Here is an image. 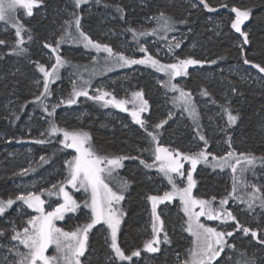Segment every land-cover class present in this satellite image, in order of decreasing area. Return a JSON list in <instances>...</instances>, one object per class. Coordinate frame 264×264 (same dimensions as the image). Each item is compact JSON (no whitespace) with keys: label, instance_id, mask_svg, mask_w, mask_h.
Listing matches in <instances>:
<instances>
[{"label":"trees","instance_id":"16d2710c","mask_svg":"<svg viewBox=\"0 0 264 264\" xmlns=\"http://www.w3.org/2000/svg\"><path fill=\"white\" fill-rule=\"evenodd\" d=\"M205 1L211 6V10L202 5L194 7L187 0H88L79 8L75 7L73 0H42L38 7L33 8L31 16L21 18L22 24L29 30L23 32V47L27 52L22 55L13 52L17 39L15 30L0 29V40L5 41V44L0 45V200L6 201L9 198L15 200L21 193V180H27L25 184L27 191L36 193L45 184H54L63 178V173H66L65 161L71 150L64 148L60 143L62 138L59 133L48 134L51 124L68 131H87L99 154L129 157L121 171V174L128 178L130 186L126 191L123 205L125 216L120 229L119 245L128 255L138 249L141 254L132 260H115L111 264H185L176 258V255L181 256L189 250L191 239L184 230V219L177 202L165 203L163 206L166 210L162 214L164 233H167L169 242L162 240L161 249L155 253L144 251L148 235V197L161 194L166 190V185L162 175L148 171L140 161L146 163L153 161L158 144L189 153L193 147L191 145L195 142L193 139L195 134L199 142L201 135L207 141L208 135L205 131L207 113H204L203 107L200 106L202 99H207L217 108H227L232 115L238 117L235 124H230L226 116L228 125L224 126L222 134L224 136L226 133V143L228 144V140L236 142L239 151L252 153L258 158L260 164L258 168L264 166V79L251 83L231 71L226 72L227 68L244 66L245 58L252 61V64L264 67V0ZM214 7L251 10L244 28L248 33V44H244V40L231 28L232 18L222 19L221 14L214 12ZM160 13H164L168 18L170 30L163 27V20L156 19ZM75 15L81 17V27L88 31L93 40L112 48H117L119 39L115 33L123 34L132 43L141 45L144 36L161 40L166 35L164 40L170 41V35L183 29L188 37L177 43L179 47H176V42L173 41L175 50L172 48V51L173 57L177 60L192 58L201 61L200 64L190 67L187 73L181 76L183 81L180 80L182 88L191 94L190 100L195 107L197 118L193 119L188 114L185 122L166 120L170 108L175 110L173 117L174 115L178 117L183 108L177 109L170 100L168 101L165 94L172 92L157 82L153 69L145 66L140 67L141 71H135L133 75L122 80L127 90H141L148 101L144 127L134 122L128 112L119 109H115L120 113L118 116L103 114L105 108L96 101L101 106L100 110L91 106L85 114L68 116L62 111V106L54 112L47 107L48 112H52V115H48V112L44 111V106H47L46 97L42 98L43 105L35 102V97L39 94L36 80L40 74L36 62L47 65V55L50 52L45 45L52 41H62L61 43L59 41L60 55L74 71V76L80 74L83 78L90 71L86 63L92 60L93 56L89 58L85 54L82 55L78 43L73 44L76 33L74 24L71 27L66 26V22L72 21ZM151 16L155 19L157 27L149 31L144 30L142 27ZM130 29H135L136 33L146 34L134 35ZM70 34H73L72 42L68 39ZM152 50L151 47L148 48V53L145 51L143 55L149 54ZM88 52L93 54L91 50ZM195 67L199 71L195 70ZM119 69L123 68L119 67L117 70ZM117 70L95 79L89 77L88 81L105 79L109 73ZM61 81L63 82L61 89L67 90L64 75ZM56 88V84L52 86V95ZM224 92L232 96L227 107L221 105V94ZM32 112L43 115V121L35 123L34 129H30L32 125L28 122ZM157 124L162 126L155 129L157 139L152 141L147 133L153 132ZM18 145L30 147L29 151L24 149L27 152H17ZM29 153L35 155L37 159L35 166H27ZM41 157L44 159L41 160ZM25 169L28 171L22 173ZM53 170L58 172L54 173ZM212 175L210 169L202 167L197 170L198 193L208 197L215 195L218 183ZM33 177L37 179L31 181ZM243 192L245 194L242 200L246 201L248 194L245 188ZM232 199L239 205L247 206L241 202L242 200H236L235 197ZM19 203L23 204L22 201H16L5 213L0 214V232L3 233L0 235V243L11 240L14 235L13 228L21 232L24 227H29L27 221L34 212L23 204L22 207L29 210V214L25 216L19 214L17 212ZM236 208L230 207L237 221L242 225L239 220L242 219L243 226L253 228L252 224L247 222L246 215L241 218L239 212L238 216L235 214ZM260 221L264 226V219ZM235 223L232 221L226 227L220 226L224 227V230L234 228L233 236L229 237V244L235 245V248L227 247L229 258L226 259L223 254L222 260H216L212 264H217V261L219 264H243L245 261L249 264L253 261L255 264H264V245L260 247L261 244L250 234L245 236L242 231H237ZM106 236L107 230L99 225L89 231L87 253L82 258L83 264H110L111 250ZM258 237L261 239L259 233ZM165 247L168 249L164 250ZM0 263L6 264L2 260Z\"/></svg>","mask_w":264,"mask_h":264},{"label":"snow or ice","instance_id":"6c2138e0","mask_svg":"<svg viewBox=\"0 0 264 264\" xmlns=\"http://www.w3.org/2000/svg\"><path fill=\"white\" fill-rule=\"evenodd\" d=\"M42 0H0V21L5 23L11 22V27L15 30L16 44L13 48V52L16 54H24L27 49L23 47L24 39L23 32L29 31L26 29L25 25L19 23L16 20L15 12L17 9L25 10V15L31 16L33 14V8L38 7ZM76 8H79L82 4L88 2V0H73ZM203 2V0H202ZM205 7L207 4L205 3ZM120 9H118L119 11ZM232 12L235 13V19L231 22V28L235 29L237 33H241V25L244 24L250 17L251 10H240L238 8H232ZM158 21L163 20L166 30H170L168 26V18L165 17L164 13H160L159 17L156 18ZM72 24L75 26V31L78 34L77 39L82 38L85 42L84 46L93 47L97 51H103L108 53L109 56H114L118 64H146L151 63L153 67H159L161 71H167L169 75V80L167 82L161 81L160 83L164 87H170L173 90H179L178 85L172 83L175 77L186 74V70L189 65L200 64L201 61L192 58H187L179 60L177 63L170 65H161L160 61L148 56L147 59H129L122 52H114L113 49L107 44H100L93 41L89 36L80 30L81 28V17L78 15L74 16V19L70 22H66L67 27H71ZM134 35H145L146 33L140 32L136 33L135 29H130ZM155 32V29H153ZM244 37V44H248V33H241ZM29 40L31 36L28 37ZM5 44L4 40H0V45ZM59 41H57V46ZM47 48H51L53 52H56V48L52 45H45ZM179 47V44H176ZM66 63L59 56L56 57V63L51 66V70H47L43 64L36 62V67L40 73H43V91L35 97V102L43 105V97L50 95L49 92V81L50 79H55L58 66ZM214 63V61H213ZM245 64H252V61L247 58L244 59ZM255 68L259 69L261 73H264V67L260 64H254ZM39 83V82H38ZM100 92L99 95L92 96L90 99H94L97 102H104L105 105L113 104L115 107L124 108V101H118L114 96L111 99H106L110 96V93ZM235 91V90H233ZM181 99L184 101L185 110L189 111V114L193 119L197 118L194 105L191 104L190 93H185L180 90ZM207 95V93H204ZM133 97L140 101L138 110L132 111L131 115L133 119L141 127H144V121L140 119V113L147 111L148 101L143 99L142 92H135L132 94ZM85 96L88 97V92L85 91H73V97ZM73 104L75 99H68L67 101H61V103ZM59 105H54L52 111ZM127 111V108H124ZM44 111L48 112L47 106H44ZM224 111L227 113V119L230 124H235L238 117L232 115L231 112L225 108ZM48 115H52V112H48ZM162 125L157 124L153 132L147 133L152 141H156L157 135L155 129L160 128ZM61 133L63 139L60 143L64 148L74 149L76 155L72 157L71 160L65 161L68 166V177L65 181L66 184L71 185L77 190L83 189L85 192L91 190V200L83 202L85 208L91 209L90 223H88L82 229H77L72 232H65L61 228H57L53 223L54 220H63L65 213L75 212L81 207V205L65 190L63 184L58 187V193L63 196V202L57 203L56 207L50 211L45 212L44 201L39 195L35 193H27L26 195L21 193L15 200L9 198L8 200H0V214L5 213L6 209L10 208L16 201H22L23 204L27 205L28 208L35 209L39 215L32 216L27 221V225L30 227H24L23 231H16L13 228L14 235L11 239L13 241H19L28 251L27 253L15 251V255L20 259L17 264H81L80 257L84 256L85 249L87 245V233L95 225L103 223L107 225V229L110 230V243L109 247L114 253V256L110 257V264L115 260L127 261L132 260L133 257L139 256L141 254L140 250L133 251L130 255L126 254L117 243V233L120 230L121 216L122 212L116 207L124 199L122 194L128 187V182L126 180L119 181V188L117 191H113L107 183H105V177L112 178L113 173L116 169L122 167V161L124 159H129V157H115L108 158L104 156H98L93 149L90 141L91 136L86 131H67L58 128L57 125L51 124L49 135ZM201 141H207L205 137L201 135L199 137ZM38 143H43V141H37ZM210 153L206 151H200L193 153L191 155L181 153L176 151L175 153L169 151L167 148L157 145L155 148V160L152 163H146L141 160L140 163L144 165L145 168L152 169L157 168L160 173L168 180V183L172 185V192H164L162 196L150 195L148 200L152 202V215L154 217V222L152 226L153 240L148 241L144 245V249L147 252L155 253L159 251L158 247L153 245L160 244V233L163 231V221L157 215L156 209L157 205L163 203L164 201H170L173 199L174 195H179L181 202L183 203V211L188 216V227L187 231L190 232L195 239V247L189 251L190 259L185 261V264H212L213 260L221 256V252L225 248V236H233V232H222L217 231L216 228L207 227L205 224L199 222L201 216H207L208 219L216 220L223 218L225 220H232L235 223V228L237 231H242L245 236L251 235L252 238L257 239L258 243L264 245V239H259L258 231L253 230L249 227H245L237 221L235 215L231 211L226 213L214 212L212 201L196 199L192 195V189L195 186V181L193 179L192 171L189 170L185 173L183 160L190 161L192 169H195L197 164L203 161L204 163H209L208 157ZM233 156L232 152L227 153L226 157H212L214 163L213 168L224 167L228 163V159ZM243 158L244 163L241 165V159L237 158L235 165H231L233 173L236 172V165H241V172L247 170L248 166H252L255 163V157L247 156L243 153L240 154ZM44 157H41L43 160ZM135 159V158H132ZM158 162V164H157ZM101 165H104L103 167ZM28 170H22V173H26ZM103 174V175H102ZM172 174H177L179 177H184L186 174L187 185L183 188H178L176 184V178ZM238 181L233 177L232 191L228 195L219 201L220 205H225L228 203V198L233 197L237 191ZM252 191L248 193V200L241 201L246 203L249 210L254 208L255 202L259 200V206L264 208V195H257L260 193V188L256 185H252ZM53 189H57V185L52 186ZM51 195V191L49 192ZM215 200V198H213ZM199 206L200 211H194L195 207ZM155 221L160 222V227L157 228ZM193 221H195V228H193ZM3 233L0 232V235ZM163 242H169L167 233H164ZM107 243V240H106ZM50 245H54L56 249V256L49 257L45 254L46 250ZM219 246V250L217 249ZM230 248H235V245H228ZM219 264V261H217ZM243 264H249L245 261ZM255 264V262H251Z\"/></svg>","mask_w":264,"mask_h":264},{"label":"rangeland","instance_id":"374dc122","mask_svg":"<svg viewBox=\"0 0 264 264\" xmlns=\"http://www.w3.org/2000/svg\"><path fill=\"white\" fill-rule=\"evenodd\" d=\"M187 1L192 3V5H194V7H197L199 5L205 6V3H206L205 0H203V2H202V0H187ZM207 8L211 10V6L207 5ZM232 8H234V7H225V9H224V7H214V12H218L219 14H221V16L223 17L222 19L229 20L230 18H232V20H234L235 19V13L232 12ZM240 10H242V9H240ZM23 16L27 17V15H25V10L17 9V11L15 12V17L19 23H22L21 18ZM108 17H111V16L108 15ZM246 23H247V21H245L244 24L241 25V33L245 32L244 28H245ZM153 27H157V26H156L155 19L151 16L150 19H147V21H145V25L142 28H144V30L149 31ZM10 28H12L11 22L5 23L4 21H0V29H2L1 31L9 30ZM80 30L91 38V36L88 34V31L85 30L83 26L80 28ZM234 32H235V34L239 35L244 40V37L241 33H237L235 31V29H234ZM185 33L186 32L183 29H179L177 31V33L170 35V37H169L170 41L164 40V38L167 37L166 35L161 40H157L155 38H149L148 36H144L141 39V42H142L141 45H136V44L132 43L123 34L119 35L118 33H115V35H117L119 37V39L117 40L118 41L117 42V48H112L111 46L110 47L113 49L114 52H122L129 59L140 60L139 59L140 57H142L141 59H147L148 56H151L152 58L160 61L161 65H170V64L177 63L179 61L173 57L172 48L174 50H175V48H174V44H172V42L174 41L177 44L179 41L180 42L184 41L188 37L186 35L187 33L186 34ZM22 35H23V33H22ZM71 35H73V34H70L68 39L72 42ZM77 35L78 34L75 33V37L73 39V42H74L73 44H75V43L79 44V45L77 44V46H79L81 48L82 55L85 54L89 58L93 56L92 60H89L86 63L88 65V69L90 71L88 72L87 75H85L82 78V76L80 74H79V76H77V75L74 76V71H72L69 68V66H67V65H69L67 62L61 66H58L55 79H50V81H49L50 95L46 96V101H45V104L47 105V107L52 111L54 105H59L55 109L62 106L63 107L62 111L65 113V115L72 116V115H77V114L78 115L85 114L86 112H88V109L91 106H95L99 110L101 109V106H102L105 108L102 111L103 114H106L108 116H118L120 113L116 112L115 109H119L121 111L128 112L129 115L131 116V119L134 122H136L133 119L131 113H132V111L138 110L139 105H140V101L137 98L133 97L132 94L135 92H142V91L138 90V89H134L131 91L127 90V88L125 87V83L122 80L125 79L126 77H128L129 75H133V73L135 71H141L140 67L145 66L146 68H151L156 72L155 76H156L157 82H159V83L161 81L167 82L170 78L167 71L166 70L161 71V70H159L158 66L153 67L151 65V63L123 64L121 66V64H118L116 62V58L114 56H109L108 53H105L102 50L97 51L93 47H87L86 48L84 46L85 42H83L82 38L77 39L76 38ZM93 41H95V40H93ZM61 42L62 41H60V43ZM49 45H52L53 48H56V52H53L52 49L49 48L50 52L47 55V63H46L47 65H44L47 70H51V66L56 63V57L57 56H59L63 61H65L63 59V56L60 55V47H59V45L57 46V42L52 41L49 43ZM150 47L153 49L152 52H150L147 55H143L144 54L143 52L147 51L148 48H150ZM89 50H91L93 52V54L89 53L88 52ZM71 51H72V49H71ZM141 52H142V54H141ZM147 53H148V51H147ZM253 65L254 64H245L242 67L234 66V67H231L229 69L227 68L226 72L231 71L232 73L238 75V77H240L241 79H245L246 81H249L251 83H253L256 80L257 81L263 80L264 79V73H261L259 71V69L255 68ZM192 66H195V65H189L187 70ZM119 67L123 68V69L117 70ZM194 69L199 71L198 69H196V67ZM112 70H117V71L112 73V74L109 73L105 79L96 80L94 82L88 81L89 77H91L92 79L93 78L95 79L99 76L105 75L106 73H108ZM187 70H186V73H187ZM63 75L65 77L67 90H66V88L63 90L61 89L63 86V82L62 81L60 82V80H61ZM182 75H184V74H182ZM181 76L175 77L172 80V83H175L177 85L179 83V85H178L179 90H173L170 87H167V89L172 93H169V94L166 93L165 95L168 97L167 98L168 101L170 100L171 103L177 107V109H179V108H183V109L179 112L178 117L175 115L173 117V112L175 110H174V108H170V110L168 111V116L166 118V120H168V121L172 120V119H174L176 122H180L181 120L184 122L187 121V116L189 114V111L185 110L184 101L181 99L180 90H182L185 93H187V92L182 88L181 81H183V78H181ZM36 83H37V88L39 89V94H40L43 91V73H40L38 75ZM55 84L57 85L56 92H54L52 95L51 88ZM97 89H99L102 92L110 93V96L106 97V99H111V97L114 96L118 101H124L125 102L124 108H127L128 110L125 111L124 108L115 107L113 104L105 105L104 102H99L101 104V106H99L96 103L97 102L96 100L90 99V97L100 94V92H98ZM165 89H166V87H165ZM74 90L75 91H85L86 90L88 92V97H85V96L73 97V91ZM39 94H37V96ZM72 98H74L76 101L73 104H67L66 102L61 103V101H67L68 99H72ZM143 99H145L144 94H143ZM231 100H232V96L228 95L227 92H224L223 94H221V101H222L221 105H223V107L229 106ZM173 101H174V103H173ZM209 102L210 101H208L207 99L206 100L202 99V101L200 102V106L203 107L204 113H207L206 114L207 119L205 118L207 120V123H206L207 125H205V131H206L207 135L209 136V137L206 136L208 138L207 145H205V143H202L201 140L199 142L197 139V135L195 134L193 137L195 142L191 145L193 147L190 149V152L186 153V152L179 151L181 153H185V154H189V155H191L193 153L200 152L202 150L206 151L208 153H210V151H211V153H212V154L210 153V155L208 157L209 163L206 164L203 161H201L200 163L197 164L195 169H192L190 161H187V160L182 161V163L184 165L183 170L185 171V173L187 171L191 170L192 174H193V179L196 182L195 186L192 189V195L196 199H203V200L212 201V206H213L214 212L226 213L227 211H231V209H230L231 206L237 207L235 210V214L237 215V212H239L240 213L239 216H241V218H243L244 215H246L248 217L247 222L251 223L253 226V228H251V229L259 230L258 231L259 236L261 237V239H264V226L262 225V222L260 221L261 219H264V208H261L259 206V200H257L255 202V205H254L255 210L254 209L248 210L247 206L239 205L238 202H234V199H232V197L228 198V203L225 205H220V203H219V201L221 199H224L228 195V193L232 191L233 177H235V179L238 181L237 191H236L235 195L233 196L236 198V200L241 201L244 198L243 197L245 194L243 192L244 188H245V191L247 194L249 192H251L252 191V187H251L252 185H256L257 187L260 188V193H257V195H264V166H261L260 168H258V166L260 165L258 158L252 153H246V152H243L241 150L239 151L236 147L238 145L236 142H234V141L232 142V141L228 140V144L226 143V141H227L226 140L227 138L225 135L226 133L224 134V136H222V134H223L224 126L228 125V124H226L227 113H225L224 109L217 108L215 105H213L212 103H209ZM210 109H211V111H210ZM145 112L146 111L140 113V119L143 121L146 117ZM42 116L43 115H37L34 112H32L30 114V118L28 119L29 124L32 125V127L30 129L35 128L34 127L35 123H37V122L39 123V122L43 121ZM219 118H220V120H218ZM33 120H36V121H33ZM218 125L221 127H218ZM36 128L38 130V126ZM41 131H43V130H41ZM71 131H83V130H71ZM59 134L61 135V138L63 139L62 134L61 133H59ZM90 143H91L93 149L95 150V152L98 156H104V157H108V158L120 157V156H112V155L106 156L103 154H99L97 152L95 146L92 143V139H91ZM159 146L167 148L169 151H171L173 153L176 152V150H174L173 148H170L166 145L160 144ZM211 147H212V149H211ZM28 148H30V147L18 145V146H16V151L17 152L21 151L20 153L27 152V151H29ZM24 149H27V151H25ZM70 150H71V153H70L68 159H66V161L71 160L72 157L74 155H76V152L74 149H70ZM208 150H210V151H208ZM31 151H33V150L31 149ZM229 152H232L233 156L228 159V163L225 164L224 167H222V168H220V167L213 168L212 167V164L214 163V161L212 160L213 156L217 157V158L226 157L227 153H229ZM241 153H243L247 156L256 158L254 165L248 166L247 170L244 172H241V170H240L241 165L244 163L243 158L240 157ZM29 155H30V159L27 163V166L28 167L35 166V162L37 160V159H35V155H33L32 153H29ZM237 158L241 159V165H236V172L233 173L231 165H235ZM127 160L128 159H124L122 161V167L115 170L112 178L105 177V183H107L109 185V187H111L113 189V191L118 190L120 180H126L128 182L127 189L122 192V194L124 195V199L119 203V205L116 206L119 209V211L123 213V215L121 216V225H122V222H123V219L125 216L123 205H124V200L126 198V191L128 190V188L130 186L128 178L121 174V171H122L124 164ZM153 161H150L148 163H152ZM157 164H158V162H157ZM101 166L103 167L104 165H101ZM202 167L210 169L211 173L213 174L212 178L216 181V183H218L217 187L215 188L216 189L215 195L212 197H208V196L202 195V194L197 192L198 182H197L196 172L198 169H200ZM146 169L148 171L157 172L163 176V174L158 171V167L152 168V169H148V168H146ZM65 170H66V173H63V176H62L63 178L59 177L61 179L56 181L54 184H47V185L45 184L44 187H42L41 190L36 192L35 194L39 195L40 198L44 201L45 212H50L56 207L57 203L63 202V196L61 193H58V187L61 184L64 185L65 190L68 191L71 196H73V198L81 205V207L79 209H77V211H75V212L65 213L63 220H54L53 223L55 224V226L57 228H61L65 232H72V231H76L77 229H82L88 223H90L91 209L85 208L83 206V202L85 200H88L90 203L91 190L89 189L88 192H85L83 189L77 190L76 188H73L71 185L66 184L65 181L68 177V166H67V164H66ZM53 171L55 173L56 170H53ZM57 172L58 171H56V173ZM172 175L176 178V184H177L178 188H183L187 185L186 174L182 178L177 176V174H172ZM43 176H44V174H43ZM36 179H37L36 177H33L30 180L34 181ZM164 179H165L164 184L166 185V190H164L161 194H158L157 196H162L164 192H172L173 191L172 185L168 183V180L165 177H164ZM20 182L22 184L20 186L21 193H23L25 195L29 192L33 193V191H27L25 188V184H26L27 180H24V181L21 180ZM53 185H57V189H53L52 188ZM39 188L40 187H38V189ZM50 191L52 193L51 195L49 194ZM213 198H215V200H213ZM246 200H248V199H246ZM171 202L172 203L177 202L179 204V206H180L179 209H180V211L183 215V219H184V230L189 235V237L191 239V245L189 247V250L181 256L176 255V258H179L180 261L185 262V261L190 259L189 251L191 249H194L196 238L190 232H188L186 230L188 227V216L183 211V203L181 202L179 195H174L172 200L164 201L163 203L158 204L156 212H157V215L160 217V220L163 221L162 214L164 211H166L165 208L163 209V206H165V203H171ZM22 206H24V205L21 203H19L17 205V212L21 215H24V216L29 214V212H28L29 210L24 209ZM147 207H148V227H147L148 235H147L145 243L153 240V235H154L153 231H152L154 217L152 215V202L150 200H148V202H147ZM31 210L34 212V214H31L32 216H38L39 215V213L35 209L31 208ZM194 211L199 212L200 211L199 206H196ZM239 220L241 221L242 225H244V222L242 221V219H239ZM199 222L205 224V226H207V227L216 228L217 231H222L225 233L234 231V228L224 230V227L223 228L220 227V226L226 227V226H228V224L230 222H232V220H225L223 218V216L221 217V219H216V220L208 219L207 216H201L199 218ZM155 223L157 225V228H159L160 222L155 221ZM98 225L107 230V236L106 237H107L108 244H109L110 243V230H108L107 225H104L103 223L98 224ZM121 225H120V229H121ZM95 226H97V225H95ZM193 228H195V221H193ZM92 229H94V227ZM89 231H88V233H89ZM164 232L165 231H164V223H163V231L160 233L161 243L158 245H156V244L153 245L154 247H158L159 250L162 247V240H163V233ZM88 233H87V235H88ZM119 234H120V230L117 233L118 245H119ZM233 234H234V232H233ZM228 245H230L229 244V237L225 236V248H224L225 253H224V251L221 252V256L223 254H225L224 256L226 257V259H228L229 255H230L228 252L229 249L227 248ZM259 246L261 247L262 245H259ZM86 247H87V245H86ZM167 249H168V247H165L164 250H167ZM217 249L219 250V246H217ZM16 250H18L19 252H22V253H27V251H28L22 244L19 243V241H13L11 239V240H8L6 243L5 242L0 243V259L2 260V262L6 263V264H15L16 263L15 258L17 259L16 261H18L20 259L18 256L15 255ZM144 251L147 252L146 249H144ZM86 253L87 252L85 249V254ZM148 253H150V252H148ZM45 254L49 257L56 256L57 253H56L55 246L50 245L49 248L46 250ZM85 254H84V256H85ZM84 256L80 257L81 264H83L82 258ZM112 256H114V253L111 250L110 257H112ZM221 256L217 257L216 260H222ZM1 260H0V262H1ZM216 260H213L212 263L215 262ZM60 264H62V260L60 261Z\"/></svg>","mask_w":264,"mask_h":264},{"label":"bare ground","instance_id":"6f19581e","mask_svg":"<svg viewBox=\"0 0 264 264\" xmlns=\"http://www.w3.org/2000/svg\"><path fill=\"white\" fill-rule=\"evenodd\" d=\"M26 251V250H25ZM15 258V257H14ZM15 260H16V258H15Z\"/></svg>","mask_w":264,"mask_h":264}]
</instances>
